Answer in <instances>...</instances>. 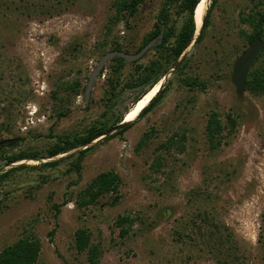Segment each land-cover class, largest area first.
I'll list each match as a JSON object with an SVG mask.
<instances>
[{
    "label": "rangeland",
    "instance_id": "374dc122",
    "mask_svg": "<svg viewBox=\"0 0 264 264\" xmlns=\"http://www.w3.org/2000/svg\"><path fill=\"white\" fill-rule=\"evenodd\" d=\"M116 1L0 0V140L17 139L0 147V173L12 169L0 186V250L33 236L41 243L36 264H89L74 246V231L82 227L99 246L98 264H264V94L238 95L231 81L234 60L249 47L240 31L250 33L251 26L240 16L255 3L264 10V0H207L203 38H194L181 53L185 60L158 81L163 90L155 104L122 134L92 140L79 171L70 169L71 155L85 146L4 163L5 152L45 153L59 136L82 133L132 106L141 88L126 85L131 62L123 65L115 98L106 93L115 65L109 60L87 102L83 95L100 56L115 41L132 53L154 28L163 2L142 0L123 20L115 17ZM179 9L172 6L168 23L180 25ZM153 55L147 51L137 63ZM253 65H264L263 49ZM76 81L73 93L68 85ZM212 110L225 123L228 113L236 119L216 148L204 128ZM144 132L148 139L138 147ZM176 132L185 134L184 150L172 149L154 172L157 145ZM108 169L120 177L118 194L78 207L80 190ZM125 214L136 220L120 236L115 219Z\"/></svg>",
    "mask_w": 264,
    "mask_h": 264
},
{
    "label": "trees",
    "instance_id": "16d2710c",
    "mask_svg": "<svg viewBox=\"0 0 264 264\" xmlns=\"http://www.w3.org/2000/svg\"><path fill=\"white\" fill-rule=\"evenodd\" d=\"M214 2V0H212ZM142 0H117L115 5V17L120 16L123 20L127 19V16H132L137 12L139 4ZM199 0H163L160 5V9L156 16V22L154 23V28L151 29L142 39L141 43L135 48L133 52L138 51L145 43L150 39H158V34L163 30V35L161 42L152 45L147 51L153 50V58L150 59L146 64L137 63L139 59L132 61L131 63L136 64L133 73L128 77L127 86H140V91L134 98L133 102L141 98L149 89L153 87L167 72L168 68L175 63L178 57L181 55L183 50L189 45L196 31V25L194 20V10ZM261 0H259V3ZM179 6L178 12L183 13L184 18L180 25L176 26L168 23L171 18L170 9L174 4ZM257 3H255L253 12L247 15L240 16V21L247 23L251 26V32L246 33V31H240V34L247 40L249 45L252 43L254 35L260 32L261 38L264 37V10L256 8ZM209 9H207L204 15V23L201 26L199 33L195 37V41L199 42L203 38L204 31L209 25ZM126 22V21H125ZM118 49L125 52H129L124 49L120 43L114 42L109 50ZM108 50V51H109ZM264 50V47H263ZM146 51V52H147ZM142 55V57L146 54ZM262 52V51H261ZM260 52V53H261ZM255 59L254 63L257 61L258 57ZM183 61L185 58L182 59ZM183 61L179 65L178 69L183 66ZM109 62H114L115 65L112 67L111 73L108 75L107 90L106 93L111 98H115L118 92V87L121 84V71L123 65L126 61L119 56H114ZM253 63V64H254ZM104 68V67H103ZM100 71V73L103 71ZM186 84H190L189 81H184ZM79 82H74L68 85V88L74 93L79 91ZM163 88H159L158 92L150 99V101L145 105L143 109L136 115V117L129 122L125 127L115 131L114 133L103 137L98 140L97 143L103 142V140H108L111 137L122 134L126 129H128L136 120L141 116L146 114L152 106L155 104L156 100L160 96ZM245 90H248L254 94H264V65H252L251 69L247 75ZM129 107L121 114L115 115L113 118L108 117L106 121L98 122L89 128H87L82 133H75L69 136H59L51 145H49L45 153H38L36 151H31L23 149L19 152H5L3 153V159L5 164H10L18 160H23L26 158H39L42 156L53 157L61 153L68 152L77 147L85 146L78 149L71 162V170L79 171L80 164L85 155L91 151L94 145L86 146L92 140L100 137L104 134L110 127L116 125L122 121L125 113ZM227 124L230 125L228 131H232L236 125V119L229 113L226 115V123L222 121L219 113L212 110L208 113V117L205 123V134L206 140L209 143L210 148H216L219 146L223 139V132L226 129ZM227 134V133H225ZM185 134H178L177 132L173 135L168 136L165 140L161 141L156 147V155L150 162V168L154 172H158L162 167H165L167 162V155L172 149L182 152L185 148ZM148 139V133L144 132L140 139L138 140L137 146L143 147ZM6 140H0V147L6 145ZM96 146V145H95ZM57 161H50L45 164L53 165ZM12 168V167H11ZM12 169L3 171L0 173V186L3 184L5 177L9 174ZM120 186L119 175L111 170H104L97 173L84 187L80 190L77 197L78 207H88L90 205H95L100 198L109 193L118 194ZM117 196V195H115ZM63 200L60 204L55 205L56 212L60 211L61 205L65 204ZM201 213V212H200ZM199 213V214H200ZM205 217L203 222H207L209 215L207 212H203ZM198 214V215H199ZM135 218L129 214L118 215L115 219V224L119 227L120 236H126L135 222ZM211 220V218H210ZM212 223V222H211ZM215 228L217 225L214 224ZM74 246L78 253L85 255L89 264H98L100 260V249L99 246L92 240L91 234L85 228L79 227L74 231ZM230 245L227 249L228 251L232 249ZM41 250V243L38 238L33 236H22L16 241L4 246L0 250V264H36L39 253Z\"/></svg>",
    "mask_w": 264,
    "mask_h": 264
},
{
    "label": "water",
    "instance_id": "95a60500",
    "mask_svg": "<svg viewBox=\"0 0 264 264\" xmlns=\"http://www.w3.org/2000/svg\"><path fill=\"white\" fill-rule=\"evenodd\" d=\"M204 23V16L202 18V23L201 26ZM201 28V27H200ZM200 30V29H199ZM198 30V31H199ZM163 35V30H161V32L158 34V39L156 38H152L150 39L147 43H145V45H143L138 51L136 52H125L122 50H118V49H112L109 51H106L105 53H103L100 58L98 59V61L96 62L95 66L93 67V69L90 71V74L88 76L86 85L84 87V91H83V95H84V100L85 102L88 101L93 83L95 78L100 74V71L102 70L104 64L112 59L114 56H119L122 57L126 62H132L134 60L139 59L140 57H142V55L154 44L160 43L161 42V38ZM196 34L193 35L192 40H194V38ZM191 40V41H192ZM190 41V42H191ZM264 47V40L261 38L260 32L256 33L254 35L253 41L252 43L249 45V47H247L239 56L236 57V59L233 62V66H232V71H231V81L234 84L235 87V91L238 95H242L245 91V85H246V80H247V75L250 71L251 66L253 65L255 59L257 58V56L259 55V53L262 51ZM183 54H181L177 61L174 63L173 68H175L181 61V59L183 58ZM161 87V85H160ZM130 121H120L119 123H117L116 125L112 126L111 128H109L104 134H102L100 137H98L97 139H94V142H97L98 140L102 139L103 137L110 135L111 133L125 127ZM17 139H10V140H6V142L8 143H12L13 141H15ZM92 142V141H91ZM91 142H89L87 145H90ZM77 148H81V147H77ZM83 148V147H82Z\"/></svg>",
    "mask_w": 264,
    "mask_h": 264
},
{
    "label": "bare ground",
    "instance_id": "6f19581e",
    "mask_svg": "<svg viewBox=\"0 0 264 264\" xmlns=\"http://www.w3.org/2000/svg\"><path fill=\"white\" fill-rule=\"evenodd\" d=\"M207 0H199L194 10V20L196 25V31L201 27L202 18L204 16V6ZM160 88V82H157L149 89L141 98L133 103V105L127 110L123 117V121H132L134 117L145 107V105L150 101V99L158 92Z\"/></svg>",
    "mask_w": 264,
    "mask_h": 264
}]
</instances>
